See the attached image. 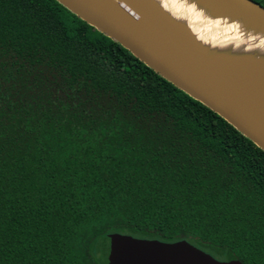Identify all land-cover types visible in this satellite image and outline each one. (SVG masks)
Listing matches in <instances>:
<instances>
[{
    "label": "trees",
    "instance_id": "16d2710c",
    "mask_svg": "<svg viewBox=\"0 0 264 264\" xmlns=\"http://www.w3.org/2000/svg\"><path fill=\"white\" fill-rule=\"evenodd\" d=\"M113 233L264 264V152L55 0H0V264H106Z\"/></svg>",
    "mask_w": 264,
    "mask_h": 264
},
{
    "label": "water",
    "instance_id": "95a60500",
    "mask_svg": "<svg viewBox=\"0 0 264 264\" xmlns=\"http://www.w3.org/2000/svg\"><path fill=\"white\" fill-rule=\"evenodd\" d=\"M55 1L264 152V86L252 83L254 72L248 66L242 63L240 74L233 71V63L213 60L154 0ZM246 1L243 14L258 17L264 25V8ZM107 238L106 264H241L217 261L183 240L164 243L117 233Z\"/></svg>",
    "mask_w": 264,
    "mask_h": 264
},
{
    "label": "bare ground",
    "instance_id": "6f19581e",
    "mask_svg": "<svg viewBox=\"0 0 264 264\" xmlns=\"http://www.w3.org/2000/svg\"><path fill=\"white\" fill-rule=\"evenodd\" d=\"M154 2L172 21L192 35L213 60L225 64L233 63L232 69L236 73L244 70L240 65L245 64L254 72H250L252 83L264 86V45L260 44L264 40V25L258 23V17L243 14L249 6L246 0ZM228 9L232 13H227ZM200 26L207 27L209 32L203 30L202 35L197 33L195 30ZM214 27L216 30L212 33Z\"/></svg>",
    "mask_w": 264,
    "mask_h": 264
},
{
    "label": "rangeland",
    "instance_id": "374dc122",
    "mask_svg": "<svg viewBox=\"0 0 264 264\" xmlns=\"http://www.w3.org/2000/svg\"><path fill=\"white\" fill-rule=\"evenodd\" d=\"M200 23H202V21L199 20ZM206 22V21H205ZM182 23L185 24L184 20H182ZM208 24V23H207ZM201 27V28H200ZM198 28H196L197 30H195L197 33L199 32L201 35L203 34L202 31L204 30L206 33L209 32V30L207 29V27H204V26H200ZM213 27V26H211ZM215 29L214 30H211L212 33H214V31L216 30V27H214ZM201 30V31H200ZM212 258H214L215 260L217 261H225L226 258H218L216 257L215 255L212 256Z\"/></svg>",
    "mask_w": 264,
    "mask_h": 264
},
{
    "label": "clouds",
    "instance_id": "9594fccd",
    "mask_svg": "<svg viewBox=\"0 0 264 264\" xmlns=\"http://www.w3.org/2000/svg\"><path fill=\"white\" fill-rule=\"evenodd\" d=\"M260 44H261V45H264V40L260 41Z\"/></svg>",
    "mask_w": 264,
    "mask_h": 264
}]
</instances>
